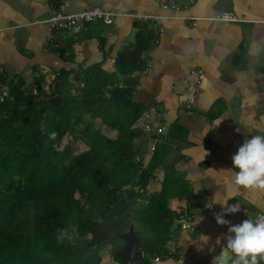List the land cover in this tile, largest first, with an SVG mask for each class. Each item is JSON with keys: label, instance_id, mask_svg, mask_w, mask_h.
Wrapping results in <instances>:
<instances>
[{"label": "crops", "instance_id": "0c3cea01", "mask_svg": "<svg viewBox=\"0 0 264 264\" xmlns=\"http://www.w3.org/2000/svg\"><path fill=\"white\" fill-rule=\"evenodd\" d=\"M69 1V12L98 6L114 14L113 22L88 24L79 34L51 31L44 20L60 9L63 0H0V85L13 76L26 86L41 80L47 89L60 69L94 63L112 73L118 52L144 39L149 44L142 54L145 68L120 78L135 80L134 99L156 126L150 136L141 135L137 156L142 167L151 159L152 145H165L160 148L165 156L145 192H159L165 175L173 170L171 175L180 174L196 195L193 200H169V209L177 215L171 239L165 251L155 255L159 260L153 262L154 256L150 263L211 264L225 249L228 226L214 218V213L222 212L221 206L213 204L209 209V205L218 198L230 205L238 202L241 210L224 216L232 224L264 214V189H244L223 171H239L231 158L244 139L264 136V53L252 54L257 44H264V0H175L178 7L167 10L156 0ZM222 11L240 20L214 19ZM137 15H160L161 26L140 21ZM56 49H64V56ZM193 65L204 73L187 108V87L197 79ZM95 123L107 138H116V130L98 118ZM140 198L141 204L146 203ZM185 212L193 230L183 223ZM199 215L203 219L195 227ZM205 236L210 238L207 242ZM109 249L100 251V264H118Z\"/></svg>", "mask_w": 264, "mask_h": 264}, {"label": "trees", "instance_id": "16d2710c", "mask_svg": "<svg viewBox=\"0 0 264 264\" xmlns=\"http://www.w3.org/2000/svg\"><path fill=\"white\" fill-rule=\"evenodd\" d=\"M148 48L139 39L119 51L112 73L98 63L60 69L47 89L34 82L36 94L21 89L23 81L8 82L0 102V264H100L107 246L112 259L124 264L118 234L131 224L142 257L125 264H150L165 251L177 216L169 200L196 195L173 170L159 192H145L165 145L154 148L146 167L136 161L143 132L134 124L144 111L134 99L135 80L120 76L143 70ZM113 87L125 101H108L106 91ZM53 96L58 106L49 102ZM96 118L116 130L115 139L96 127ZM53 131L58 135L49 139ZM70 139L79 152L67 145ZM60 229L66 230L62 242Z\"/></svg>", "mask_w": 264, "mask_h": 264}, {"label": "clouds", "instance_id": "9594fccd", "mask_svg": "<svg viewBox=\"0 0 264 264\" xmlns=\"http://www.w3.org/2000/svg\"><path fill=\"white\" fill-rule=\"evenodd\" d=\"M264 53V44H257L253 55L259 56ZM217 122L215 125H218ZM49 139H55L58 135L55 131L50 132ZM208 153L206 152V155ZM234 169H227L235 178V183L249 190L264 189V136L253 135L244 139V142L232 156ZM213 204H219L222 212L214 213V218L219 225L228 226L225 249L218 256H215L211 264H259L264 260V215L256 217L254 220L247 218L239 224H232L224 219L225 215L235 214L241 210V205L228 204L227 199H216L207 208H212ZM199 215L194 226L202 221ZM57 241L62 242L66 230L60 229ZM207 242L210 238L205 236ZM219 242V240H218Z\"/></svg>", "mask_w": 264, "mask_h": 264}, {"label": "built area", "instance_id": "2783aa9c", "mask_svg": "<svg viewBox=\"0 0 264 264\" xmlns=\"http://www.w3.org/2000/svg\"><path fill=\"white\" fill-rule=\"evenodd\" d=\"M158 5L161 9L167 10V9H176L178 7V3L175 0H156ZM70 5L69 0H63L61 7L59 10H53L49 14V16L44 20L45 24L48 26V28L51 31H58L62 33H69V34H79L83 28L91 23H95L97 21L103 22L104 24H111L113 22V16L114 14L110 11L104 10L98 6H86L80 11H71L69 12L66 10L68 6ZM140 21H150L158 26H161V20L162 16L160 15H137V18ZM188 19H193L192 17H188ZM214 19L218 21L223 22H236L240 19L234 15L233 13H228L226 11L218 12ZM53 34H51V37ZM0 70H2V67L0 65ZM191 72L195 73L197 75V79L194 84H190L187 87L186 93V106L187 108H190L193 101H194V94L196 91V85L200 82V80L203 77V69L196 67V65H193L191 68ZM8 82H15L16 79L13 76H10L7 80ZM24 91H27L28 89L31 90L33 94L37 93V89L35 86H26L23 85L22 88ZM9 93V83L0 85V102L4 100V98ZM137 124L140 129H142V132L145 136H150L151 133L156 130V126H153V123L150 121L149 113L143 112V114L139 117L137 120ZM163 129V127H160ZM151 151L154 150V145L150 147ZM136 161L139 160V157L136 155L135 157ZM264 215V214H259ZM257 216V217H258ZM184 218V225L186 228H189L190 230H193V225L191 223L190 216L185 212L182 216ZM159 260L158 256H155L153 259V262H157ZM152 264V263H150Z\"/></svg>", "mask_w": 264, "mask_h": 264}, {"label": "water", "instance_id": "95a60500", "mask_svg": "<svg viewBox=\"0 0 264 264\" xmlns=\"http://www.w3.org/2000/svg\"><path fill=\"white\" fill-rule=\"evenodd\" d=\"M106 94L109 102L125 101V94L116 87L108 89ZM49 102L58 106L59 97H50ZM118 237L124 241L121 249L118 251V255L120 256L122 263L125 264L129 261H135L142 257V253L138 251L139 240L133 229V224L129 226V229L126 232L118 234Z\"/></svg>", "mask_w": 264, "mask_h": 264}, {"label": "rangeland", "instance_id": "374dc122", "mask_svg": "<svg viewBox=\"0 0 264 264\" xmlns=\"http://www.w3.org/2000/svg\"><path fill=\"white\" fill-rule=\"evenodd\" d=\"M52 73V71H49V74H51ZM53 74V73H52ZM76 91V90H75ZM65 143H68V142H63V145L65 144ZM67 145H70V146H73L74 147V153H77V152H79V149H78V147H76V145L73 143V140L72 139H70V141H69V143L67 144ZM64 151H67V149L65 148L64 149ZM103 251V250H102Z\"/></svg>", "mask_w": 264, "mask_h": 264}]
</instances>
